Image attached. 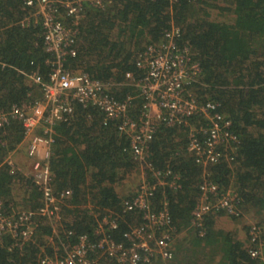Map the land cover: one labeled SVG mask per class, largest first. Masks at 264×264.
I'll return each mask as SVG.
<instances>
[{
    "label": "trees",
    "instance_id": "trees-1",
    "mask_svg": "<svg viewBox=\"0 0 264 264\" xmlns=\"http://www.w3.org/2000/svg\"><path fill=\"white\" fill-rule=\"evenodd\" d=\"M33 12L34 7L23 0H0V111L41 97L39 85L29 75L46 80L49 65L45 60L50 54L44 49L40 23L21 24ZM173 25L180 29L177 44L187 45L200 67L191 83L196 98L216 104V112L229 120L235 140L220 146L222 156L217 162L203 166L188 150L190 132L207 127L203 115L190 117L187 125L156 126L144 159L160 172L165 184L155 186L148 205L153 213L166 209L169 215L172 257L154 255L139 264H175V260L176 264H263L264 0L86 3L79 15L75 55L66 58L65 67L100 80L119 100L136 96L129 109L136 117L141 99L125 74L130 72L135 79L144 74L136 60L146 46L164 41ZM74 109L68 121L53 127L48 185L57 196L69 191L56 205L58 219L40 218L32 238L22 243L9 234L2 236L0 264H39L43 256L55 254L56 246L61 253L80 235L95 242L99 239L95 230L105 216L116 224L104 226L106 235L127 245L124 234L144 222L140 210H126L125 201L139 193L143 180L151 186L159 179L134 158L130 139L118 131L117 121L103 124V114L94 106L76 103ZM197 137L204 139L202 132ZM23 143V125L11 117L0 127V202L6 214L36 209L42 202L34 177L11 161L13 154L23 149L26 153ZM204 179L222 192L233 190L237 202L235 213H206L199 228L191 220ZM184 241L187 247L179 258ZM260 242L261 253L252 257L250 250ZM96 264L120 263L102 256Z\"/></svg>",
    "mask_w": 264,
    "mask_h": 264
},
{
    "label": "built area",
    "instance_id": "built-area-1",
    "mask_svg": "<svg viewBox=\"0 0 264 264\" xmlns=\"http://www.w3.org/2000/svg\"><path fill=\"white\" fill-rule=\"evenodd\" d=\"M24 4L34 7L31 15L24 17L22 25L39 22L42 27L45 51L50 58L47 79L33 74L29 78L39 85L41 97L21 105H13L9 111H0V127L8 123L11 117L21 121L26 142V156L32 175L42 190V202L36 209H19L6 214L0 202V240L9 234L19 243L32 238L42 217L58 219L56 205L65 194L54 195L48 185L49 162L54 144L53 127L68 121L74 114V104L94 106L103 114V124L117 121V129L130 139L134 158L143 169H149L157 177L151 186L143 180L139 193L125 201L126 210H140L143 223L134 226L124 236L128 244L117 243L106 235L104 226L114 228L115 219L103 217L96 228L99 239L91 242L86 235H80L71 246L54 248L53 256H43L39 264H96L102 256L115 259L120 264H139L148 262L154 255L171 259L173 226L166 209L153 213L149 210L148 196L156 185L165 184L160 180V172L152 169L144 159L146 143L151 139L159 123L166 125L188 124V119L200 114L205 117L207 127L191 131L188 150L195 161L207 166L217 162L222 153L220 146L227 145L235 136L229 132L230 122L216 112V104L201 103L195 96L191 83L200 72L199 64L190 56L187 45L179 46L177 38L180 29L171 26L159 44L146 46L136 60V66L144 71L138 79L127 72L128 84L135 87L141 99V106L136 117L130 114L132 100L136 96L127 95L124 99L115 98L108 91L106 84L91 77L88 73L72 71L65 67L68 56L75 55V42L78 34L79 15L86 3L100 6L102 0H23ZM202 132L201 142L197 133ZM169 173V171H168ZM144 175V174H143ZM170 183L169 185H173ZM199 202L192 211L191 223L199 228L203 216L211 210H226L235 213L237 195L233 190L225 192L206 179L199 185ZM255 227L252 229L254 232ZM254 235V234H253ZM256 236L252 241H256ZM262 243L250 250L252 257H257L262 250ZM264 264V259H263Z\"/></svg>",
    "mask_w": 264,
    "mask_h": 264
},
{
    "label": "rangeland",
    "instance_id": "rangeland-1",
    "mask_svg": "<svg viewBox=\"0 0 264 264\" xmlns=\"http://www.w3.org/2000/svg\"><path fill=\"white\" fill-rule=\"evenodd\" d=\"M23 153H24V157L25 158H23V160L22 161H19V160H17L16 158H13V161L12 162H16L20 167H24V170H26V173L29 171V169L31 168V166H30V160L25 156L26 155V153H25V151H24V149H23V152L22 153H20V155H17L19 158L23 155ZM21 165H24V166H21ZM141 175H142V173H141ZM139 177V176H138ZM135 178V177H134ZM139 179V178H138ZM139 182H138V180L136 181V184H138ZM19 210V209H18ZM252 220H250V222H251ZM219 226L220 227H222V228H225L226 229V224H223L222 222H219ZM185 247H187V244L185 243V241H184V243L183 242H180V251L181 252H179V254H178V257L183 253V251H184V249H185ZM180 258V257H179ZM175 264H176V260H175Z\"/></svg>",
    "mask_w": 264,
    "mask_h": 264
},
{
    "label": "crops",
    "instance_id": "crops-1",
    "mask_svg": "<svg viewBox=\"0 0 264 264\" xmlns=\"http://www.w3.org/2000/svg\"><path fill=\"white\" fill-rule=\"evenodd\" d=\"M23 144H25V145H27L26 144V142L25 143H23ZM18 153H20V152H18ZM17 153V154H18ZM17 154H13L12 156H11V161H13V158L15 157L17 160H19V161H22L23 160V158H25L24 157V155H22L20 158L17 156ZM26 156V155H25ZM27 157V156H26ZM14 163V162H13Z\"/></svg>",
    "mask_w": 264,
    "mask_h": 264
}]
</instances>
